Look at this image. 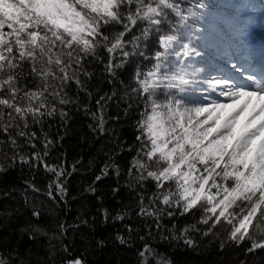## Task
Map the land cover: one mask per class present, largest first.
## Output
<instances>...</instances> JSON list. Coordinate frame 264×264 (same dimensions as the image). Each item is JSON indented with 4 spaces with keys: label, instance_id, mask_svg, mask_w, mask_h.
Listing matches in <instances>:
<instances>
[{
    "label": "trees",
    "instance_id": "trees-1",
    "mask_svg": "<svg viewBox=\"0 0 264 264\" xmlns=\"http://www.w3.org/2000/svg\"><path fill=\"white\" fill-rule=\"evenodd\" d=\"M176 3L187 21L177 26L179 42L169 59L188 73L190 83L178 95L191 106L196 98L205 95L208 79L197 68L205 73L212 70L208 62L215 60L214 46L222 47L227 41V27L233 22L249 26L258 17L264 18V0H244L236 6L225 0ZM251 3L253 14L241 13ZM131 7L134 11L135 5ZM121 14H127V6H122ZM178 20L169 13L162 31L171 32ZM146 25L147 21H138L125 40L141 35L140 30ZM122 30L117 24L105 26L109 43ZM211 33L216 37L213 45ZM158 35L153 31L147 41L141 40L142 46L147 45L143 51L149 59L158 50ZM193 49L203 55L195 56ZM110 55L113 63L121 59L119 50L109 54L103 42L95 53L85 55L82 70L76 73L81 85L69 81L60 92L68 102L60 104L58 97L48 96V108H56L53 115L37 117L38 122L29 115L25 127L21 116L13 113L8 133L0 130V165L4 166L0 171V254L8 264H74L75 260L82 264H144L145 260L147 264H264V249L249 252L251 240L239 242L230 238L233 228L249 210L245 202H237L230 209L232 224L223 219L215 223V217L204 223L208 214L203 207L181 214V208H169L154 200V180L136 178L139 173L132 162L134 158L144 159L137 156L140 142L136 136L141 132L138 122L147 107V97L131 92L137 87L133 75L137 66L147 72L154 61L137 54L122 69H116L113 76L106 70ZM28 63L23 62L25 73ZM19 83L33 88L43 82L29 77ZM49 83L55 81L49 78ZM166 91L175 92L158 90L157 102L164 101ZM0 108L5 113L0 124H8L7 113L11 109ZM101 110L102 128L98 126ZM61 112L65 115L61 116ZM20 130L29 136L36 133L32 140L35 147L27 142L28 137L17 135ZM9 136L16 139L18 146L11 145ZM46 141H51L47 148ZM37 152L43 156L42 162L32 159ZM4 153L7 157L25 156L28 162L6 159ZM45 164L64 168L65 175L59 181L64 193L57 189L55 174L47 171ZM169 187L175 191L172 182L165 184L166 189ZM142 207L157 214H141ZM168 211L173 215H167ZM249 235L264 242V216L259 211L249 224ZM186 239L194 242L188 244ZM146 248L151 252L141 257Z\"/></svg>",
    "mask_w": 264,
    "mask_h": 264
},
{
    "label": "snow or ice",
    "instance_id": "snow-or-ice-1",
    "mask_svg": "<svg viewBox=\"0 0 264 264\" xmlns=\"http://www.w3.org/2000/svg\"><path fill=\"white\" fill-rule=\"evenodd\" d=\"M122 6H127L124 16ZM169 13L179 20L172 25L171 32H165L161 26L168 22ZM138 21H147V25L140 30L141 35H133L126 41L125 36ZM186 21L187 16L176 0H0V106L11 109L7 113L8 124H0V130L8 133L13 113L21 116L25 127H28L29 115L34 122H38L37 117L53 115L56 108H48V96L58 97L60 104L67 103L60 92L69 81L81 85L76 73L82 70L85 55L95 53L102 42L109 54L120 52L118 63H113L110 55L106 65L113 76L116 69H122L129 58L137 54L149 62L154 61L147 72L136 67L133 79L137 87L131 88L132 93L147 97V107L138 122L141 132L136 136L140 142L137 156L142 155L144 159L134 158L132 162L139 173L136 178L154 180L157 188L154 200L169 208H181V214L203 207L208 214L204 223L215 217V223L223 219L232 224L234 216L230 209L237 202H245L249 210L233 228L230 238L239 242L245 238L251 240L247 250L255 252L264 249V242L249 235L252 218L258 211L264 216V83L253 74H245L242 66L237 69V65L232 64V68L254 87L231 77L217 79L219 96L227 98V102L213 99L189 106L185 97L178 95L185 92V86L190 83L188 73L176 68L169 59L174 54V45L179 42L175 34L177 26ZM109 24L123 28L110 43L105 34V26ZM153 31L159 33L156 37L158 50L149 59L143 51L147 45L142 46L141 40L147 41ZM56 49L59 51L54 52ZM193 52L195 56L203 55L195 49ZM25 61L29 62L26 73ZM29 77H38L43 83L33 88L19 83ZM49 78L55 83L50 84ZM160 89L175 92L166 91L164 101L157 102L155 97ZM63 115L65 113L61 112ZM4 116L0 108V121ZM98 119V126L102 128V110ZM17 135L28 137L27 142L35 147L32 143L35 132L29 136L20 130ZM9 140L12 146H18L14 137L9 136ZM50 143L46 141L44 147ZM4 155L6 159L28 162L25 156ZM32 159L42 162L43 156L37 152ZM44 167L55 174L54 183L64 193V185L59 182L65 175L64 168L47 164ZM3 169L0 165V171ZM168 182L175 185V191L165 188ZM141 214L157 213L142 207ZM167 215L172 216L173 212L168 211ZM185 242L194 241L186 239ZM145 252L151 249L146 248L140 253L141 257ZM0 264H8L2 254ZM74 264L82 262L75 260Z\"/></svg>",
    "mask_w": 264,
    "mask_h": 264
},
{
    "label": "rangeland",
    "instance_id": "rangeland-1",
    "mask_svg": "<svg viewBox=\"0 0 264 264\" xmlns=\"http://www.w3.org/2000/svg\"><path fill=\"white\" fill-rule=\"evenodd\" d=\"M227 3L236 6L243 3L244 0H225ZM254 3H251L245 10H241V13L244 14H253L251 11ZM253 25L252 27H250ZM251 25H240L237 22H233L227 27L230 31L227 41L223 42L222 47L214 46V52L212 53L213 58L217 61H209L208 64L212 68L210 72H203V69L198 67L197 71L200 74H207L208 79L206 81L205 95L203 97H198L194 100L193 103H204L211 102V100L216 99L223 102H227V98L219 96L220 88L216 86L215 81L217 79L231 77L232 79L242 82L244 84H249L250 82L246 79H243L238 70L232 68V64L237 65V69L241 66L245 70V74H252L259 79L262 73L258 72V68L254 69V65L261 64L264 61V52L261 53L258 50V43H256V38L261 37L264 45V18H258ZM210 34L211 41L210 45H213V42L216 41V37ZM250 42L249 48L251 53H253L256 59L252 62L248 58V54L244 53L246 51V43ZM180 55V54H178ZM180 57V56H179ZM260 73V74H259ZM259 77V78H258Z\"/></svg>",
    "mask_w": 264,
    "mask_h": 264
},
{
    "label": "bare ground",
    "instance_id": "bare-ground-1",
    "mask_svg": "<svg viewBox=\"0 0 264 264\" xmlns=\"http://www.w3.org/2000/svg\"><path fill=\"white\" fill-rule=\"evenodd\" d=\"M255 41H256V43H258V50H259L261 53H263V52H264V45L261 44V43L263 42V39H262L261 37H259V38H256ZM249 46H250V42L246 43V51H245L244 53L248 54V52L250 51V54H248V58H249L250 61L253 62V61L256 59V57H255V55H254L253 53H251V49L249 48ZM262 60L264 61V58H263ZM256 68H257V64L254 65V69H256ZM250 73L253 74L252 71H250ZM259 74H260V73H259ZM258 78H259V77H258ZM259 79L261 80V83H264V72H263V75H261ZM248 86H249V87H254V84H253L252 82H250V83L248 84Z\"/></svg>",
    "mask_w": 264,
    "mask_h": 264
}]
</instances>
